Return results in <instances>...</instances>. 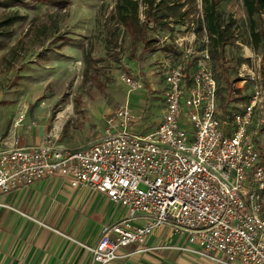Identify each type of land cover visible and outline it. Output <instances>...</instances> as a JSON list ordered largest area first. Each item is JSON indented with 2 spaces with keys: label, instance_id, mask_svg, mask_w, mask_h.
I'll list each match as a JSON object with an SVG mask.
<instances>
[{
  "label": "built area",
  "instance_id": "obj_1",
  "mask_svg": "<svg viewBox=\"0 0 264 264\" xmlns=\"http://www.w3.org/2000/svg\"><path fill=\"white\" fill-rule=\"evenodd\" d=\"M251 79V105L229 126L210 50L196 57L183 50L165 73V111L154 132L135 133L137 116L122 105L88 148L71 151L52 137L31 148L14 141L0 151V197L60 177L125 209L121 221L103 227L96 247H86L92 264L129 257L121 252L131 246L137 253L173 249L146 246L162 228L185 239L177 250L213 264H264V150L251 133L259 110L256 128L264 127V89L259 77ZM124 82L143 88L131 75Z\"/></svg>",
  "mask_w": 264,
  "mask_h": 264
},
{
  "label": "rangeland",
  "instance_id": "obj_2",
  "mask_svg": "<svg viewBox=\"0 0 264 264\" xmlns=\"http://www.w3.org/2000/svg\"><path fill=\"white\" fill-rule=\"evenodd\" d=\"M135 1L139 23L126 26L117 16L119 0H0V143L19 142L20 115L36 110L49 128L39 145L52 137L71 151L99 142L105 118L122 105L137 116L135 133L155 131L164 114L169 67L183 50L194 57L206 48L214 52L201 0H155L153 10ZM218 8L234 23L229 43L213 58L221 111L230 126L251 105L257 84L251 78L259 77L264 89V49L252 44L243 0H222ZM126 75L143 88L132 91ZM260 113L251 133L264 150V127L256 128Z\"/></svg>",
  "mask_w": 264,
  "mask_h": 264
},
{
  "label": "crops",
  "instance_id": "obj_3",
  "mask_svg": "<svg viewBox=\"0 0 264 264\" xmlns=\"http://www.w3.org/2000/svg\"><path fill=\"white\" fill-rule=\"evenodd\" d=\"M46 118L38 110L26 115L16 129L19 147L31 148L42 142L49 129ZM37 120L39 126L32 125ZM4 122L1 118L0 125ZM12 146L0 143V151ZM125 215V209L104 195L73 188L60 177L22 187L0 197V264H92L93 255L86 247H96L103 227L121 221ZM168 231L159 230L146 246L173 249L137 253L136 247L131 246L121 252L131 255L113 264H213L177 250L186 246V241L170 236Z\"/></svg>",
  "mask_w": 264,
  "mask_h": 264
},
{
  "label": "trees",
  "instance_id": "obj_4",
  "mask_svg": "<svg viewBox=\"0 0 264 264\" xmlns=\"http://www.w3.org/2000/svg\"><path fill=\"white\" fill-rule=\"evenodd\" d=\"M166 1L162 0L163 3ZM144 2L147 10L150 8L153 10L155 0H144ZM201 2L203 4L205 28L214 52L213 59L218 54L219 49L229 43L232 34L231 29L234 23L233 21H226L223 14L219 11L218 7L222 0H201ZM243 5L251 23L250 35L252 44L255 48L262 46L264 49V0H243ZM138 13L139 3L135 0H119L117 3V16L123 25L136 26L139 23ZM147 19L149 21L152 20L150 11L147 14ZM228 91L231 92L229 86Z\"/></svg>",
  "mask_w": 264,
  "mask_h": 264
},
{
  "label": "bare ground",
  "instance_id": "obj_5",
  "mask_svg": "<svg viewBox=\"0 0 264 264\" xmlns=\"http://www.w3.org/2000/svg\"><path fill=\"white\" fill-rule=\"evenodd\" d=\"M62 116H63V115H61V117H62ZM62 121H63V120H62ZM63 124H64V122L61 123V127L63 126Z\"/></svg>",
  "mask_w": 264,
  "mask_h": 264
}]
</instances>
